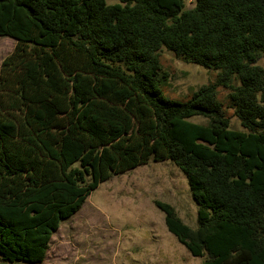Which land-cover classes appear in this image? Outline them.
<instances>
[{
	"label": "trees",
	"instance_id": "16d2710c",
	"mask_svg": "<svg viewBox=\"0 0 264 264\" xmlns=\"http://www.w3.org/2000/svg\"><path fill=\"white\" fill-rule=\"evenodd\" d=\"M0 37V264L43 263L100 183L150 161L186 177L196 229L154 205L193 257L264 264V0H0ZM162 49L215 81L164 97Z\"/></svg>",
	"mask_w": 264,
	"mask_h": 264
},
{
	"label": "rangeland",
	"instance_id": "374dc122",
	"mask_svg": "<svg viewBox=\"0 0 264 264\" xmlns=\"http://www.w3.org/2000/svg\"><path fill=\"white\" fill-rule=\"evenodd\" d=\"M187 5L191 7L192 1ZM14 45L13 39L0 37V65ZM159 62L168 75L161 90L171 100L184 102L216 78L215 71L187 63L165 49L159 52ZM228 94V89L217 88L230 129L240 131ZM188 121L207 123L201 117ZM155 201L171 205L185 225L196 229L197 207L184 174L169 161H150L100 183L80 209L61 222L41 264H202L204 257H193L167 231Z\"/></svg>",
	"mask_w": 264,
	"mask_h": 264
}]
</instances>
